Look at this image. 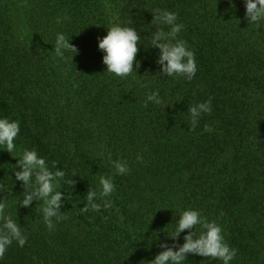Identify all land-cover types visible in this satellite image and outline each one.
<instances>
[{"label": "trees", "instance_id": "1", "mask_svg": "<svg viewBox=\"0 0 264 264\" xmlns=\"http://www.w3.org/2000/svg\"><path fill=\"white\" fill-rule=\"evenodd\" d=\"M157 8L184 25L190 81L159 76L148 46ZM114 23L140 35V67L125 78L105 72L97 46ZM57 32L78 49L72 63L52 51ZM152 89L163 104L145 106ZM209 97L212 111L193 130L188 107ZM0 116L20 122L15 153L0 151V196L27 235L0 264H148L185 208L222 227L237 249L230 264H264V20L249 23L244 0H0ZM25 148L65 172L67 219L53 231L41 201L17 205L12 171ZM109 156L131 171L116 175ZM101 175L113 177V207L92 211L87 190L99 192ZM183 264L222 261L188 254Z\"/></svg>", "mask_w": 264, "mask_h": 264}, {"label": "clouds", "instance_id": "2", "mask_svg": "<svg viewBox=\"0 0 264 264\" xmlns=\"http://www.w3.org/2000/svg\"><path fill=\"white\" fill-rule=\"evenodd\" d=\"M245 19L249 23H258L264 20V0H244ZM152 25L156 30L151 32L148 46L158 49L156 63L159 65V76L174 77L183 76L192 80L197 71L195 53L187 45V42L178 38V34L184 25L177 23L176 12L154 9ZM165 27L169 30L165 31ZM107 34L97 37L98 49L103 53L102 63L106 71L114 76L125 78L132 73L137 74L140 61L136 59L139 52L138 43L140 35L136 28L121 23H114L107 28ZM69 38L63 32L55 34L53 50L55 57L64 63H72L73 57L78 54V49L70 43ZM147 89V84L144 85ZM145 106L148 103L161 105L164 103L159 89L146 90ZM212 111V98L203 102L192 104L188 107L190 125L194 130L199 123L202 114H210ZM206 130L211 128L206 126ZM20 132L19 120H12L0 116V151H7L11 155L16 151L15 140ZM116 175H126L131 169L127 162L120 158L108 157ZM139 159V157H138ZM16 169L12 171L15 181L21 183L23 189L18 197L17 205L28 208L33 202L41 201V213L45 226L53 231L56 223L67 219L61 207L64 204L65 193L58 190L60 182L65 177V172L59 168L55 171L49 168L46 159L39 155L35 148H25L17 159ZM55 168V164H53ZM100 190L88 188L87 203L91 205L92 211H99L101 207L110 209L113 201L110 199L116 190L112 176L101 175L98 181ZM2 194V192H0ZM63 197V199H62ZM99 200L100 203L96 201ZM16 205V206H17ZM7 202L5 197L0 196V258H3L9 246L15 241L18 246L23 247L27 242V235L22 227L11 215L5 213ZM196 226L201 231L196 232ZM185 230H188L185 233ZM183 235V243L179 244V238ZM167 242H160L159 247L163 249L148 264H183L188 254L202 257L219 259L222 264H230L237 254V249L231 247L224 239L222 227L216 221H210L201 212L194 208L180 210L175 226L168 234Z\"/></svg>", "mask_w": 264, "mask_h": 264}]
</instances>
